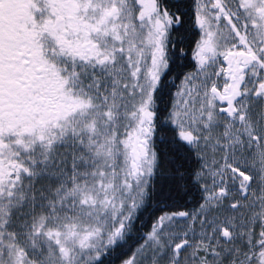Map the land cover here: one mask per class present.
I'll return each instance as SVG.
<instances>
[{"label": "snow or ice", "instance_id": "obj_1", "mask_svg": "<svg viewBox=\"0 0 264 264\" xmlns=\"http://www.w3.org/2000/svg\"><path fill=\"white\" fill-rule=\"evenodd\" d=\"M0 264H264V0H0Z\"/></svg>", "mask_w": 264, "mask_h": 264}]
</instances>
